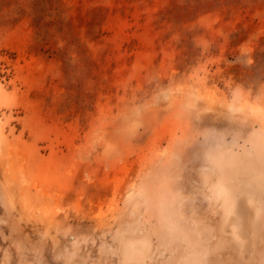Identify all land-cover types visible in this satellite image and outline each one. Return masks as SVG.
Listing matches in <instances>:
<instances>
[{"label":"rangeland","instance_id":"rangeland-1","mask_svg":"<svg viewBox=\"0 0 264 264\" xmlns=\"http://www.w3.org/2000/svg\"><path fill=\"white\" fill-rule=\"evenodd\" d=\"M0 264H264V0H0Z\"/></svg>","mask_w":264,"mask_h":264},{"label":"bare ground","instance_id":"bare-ground-1","mask_svg":"<svg viewBox=\"0 0 264 264\" xmlns=\"http://www.w3.org/2000/svg\"><path fill=\"white\" fill-rule=\"evenodd\" d=\"M164 95V94H163ZM162 97H164V96H162ZM160 98V97H159ZM249 102V101H248ZM259 105V104H258ZM228 107V106H227ZM228 109V108H227ZM251 109H252V107H251ZM233 113H234V111H233ZM249 180V179H248ZM246 182V181H245ZM248 182V181H247ZM244 182H242V184H243ZM249 183V182H248ZM247 183V184H248ZM251 184V183H250ZM252 185V184H251ZM246 186V185H245ZM249 186V185H248ZM247 186V187H248ZM243 189H244V185H243V187H242ZM247 189V188H246ZM253 189V188H252ZM249 190H250V187H249ZM258 190V189H257ZM255 192H256V190H255ZM231 193V192H230ZM253 194H255V193H253ZM246 195H247V193H246ZM249 195V194H248ZM247 195V196H248ZM248 198V197H247ZM251 198V197H250ZM227 200H228V210H229V215H230V217L229 218H234V220H240V218H242L241 220L243 221V220H245V218L246 219H248V216H247V214H248V212H249V209L250 210H252V203H250V199L248 200V199H246L245 197H244V199H242V200H238V201H236L231 195H229L228 193H227ZM247 210H248V212H247ZM250 215V214H249ZM236 218V219H235ZM237 218H239V219H237ZM244 218V219H243ZM232 221V219H231V223L232 224H234L235 225V223L237 222H235V221ZM239 222V221H238ZM237 222V223H238ZM241 222V221H240ZM239 222V223H240ZM247 222V221H246ZM236 223V224H237ZM242 223V222H241ZM244 224H245V221L243 222ZM241 224V225H243V226H248L247 224ZM238 225V224H237ZM237 225H235L236 226V229L237 228H239V227H242L240 224L238 225V227H237ZM246 229H247V227H245ZM248 228H249V226H248ZM240 229V228H239ZM243 229V228H242ZM235 229H234V234H235ZM238 231V230H237ZM239 231H241V230H239ZM238 231V232H239ZM245 231H250V228L248 229V230H244V232L243 233H245ZM237 233V232H236ZM240 234H242V232L240 233ZM236 235V234H235ZM248 234H247V232L245 233V237H243L244 239L246 238V236H247ZM237 237L239 236V234L237 233V235H236ZM239 237H242V235L241 236H239ZM248 238H249V236H247ZM248 238H246V239H248Z\"/></svg>","mask_w":264,"mask_h":264}]
</instances>
